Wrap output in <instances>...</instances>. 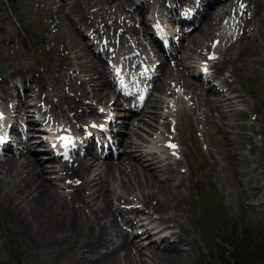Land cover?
Instances as JSON below:
<instances>
[{
  "label": "rangeland",
  "instance_id": "374dc122",
  "mask_svg": "<svg viewBox=\"0 0 264 264\" xmlns=\"http://www.w3.org/2000/svg\"><path fill=\"white\" fill-rule=\"evenodd\" d=\"M144 1L148 2L147 5L150 9L154 7V9L158 10V13L162 14L159 17H164V23L170 30L178 28V26L174 25L173 20H170L171 18L165 16L167 13L166 0ZM78 2L81 3L78 4L79 11L71 12L67 7V10L65 8L62 10V8L51 7L47 0H0V23L14 33L12 42L5 41L0 51V69L4 71L6 64L17 60L15 62L16 66H26L31 70V72L26 73L28 76V87L24 90L22 96L16 97L14 100L15 103H18L16 107L18 113L20 109H27V103L34 104L38 100H40V104L44 105L42 110L47 111L49 103H43V98H47L49 101H56L61 98L70 99L77 105L90 106L96 111L99 108L105 111L104 106L106 107V105L104 103L107 102L110 107L111 102L116 98L115 94L110 93L108 96L107 91H105L103 94H107H104L106 95L104 100L98 101L93 97L95 96L94 91H91L89 85L85 83L86 90H82L86 94V97H84V93H80L81 89L77 87L79 80L72 82L69 79V76H74V74L80 78L86 79L87 77V74L82 69L88 66L86 53H91L92 51L88 44L91 42V38L87 40L85 37L83 39L81 35L87 33L92 37L90 32L93 33L95 37L92 38L101 47V41L105 38V35L113 33V36H116L115 34L120 29L131 28L136 31V38L131 40L130 43L138 45V39L141 43V50L149 51L152 57L158 58L161 66L162 64L166 65L162 68V71L160 70L161 67L158 69V76L155 79V83L158 84L162 81L165 86H163L162 90L156 92L152 89L151 94L155 93L156 95H150L147 104L142 109L143 111L141 110L137 114L125 118L122 116L125 113L122 105H119L121 107L114 111L116 121L121 123L123 119L125 120L122 123L123 126L120 124L119 129L115 128L118 132L121 131L123 133V139L120 144L118 143L120 151L122 153L123 149L125 151L134 150L132 149L134 147H131L132 145L129 146V137H133L134 133L143 131V125H138L139 122H142L141 118H143V120L147 119L152 122L151 126L156 128V130L151 132L152 136H147L146 139L156 138L157 136V138L164 140L166 137L164 134L168 132L166 124L168 122V126L170 125L169 132L176 147L174 151L176 155H174L175 159H169L166 153L162 156L167 157V159L163 160L162 163L164 165L161 166L156 174L161 184L163 183L161 189L164 191H155V195L158 199L160 198V201L156 203L153 201L154 203L151 205L153 207L148 206L145 208L144 205L142 206L134 200L141 192H146L147 188H139L138 182L134 180H127V188H124L118 176L115 178L113 196L121 195L124 197L120 198V203H117L122 207L128 208L144 207L148 212L142 214L140 212L129 213L135 222L144 218L141 220L144 223H138L135 228H132L133 232L131 231L130 234L141 233L146 226L152 228L163 223H165L163 225L167 224L171 227L176 226L172 222L171 224L165 222L168 215L166 212L176 216L179 215L177 216L180 221L179 225L172 227L174 231L183 237V244L180 245L183 257L179 258L177 264H210V250L219 248L218 237L223 238L226 234L228 235L233 224L239 232L246 229L248 233L253 235L264 233V47L261 48L260 56L258 57L259 61H251V58L247 57L237 60L234 66L228 63H221L223 65L222 70L219 73H215L217 64L223 60V57H228L238 52V46L235 45L237 38L242 34V31H239V27L245 19L248 21L253 18V14L248 11L247 3L243 5L241 0H226L216 10L213 9L212 15L216 19V24L209 28V26L203 25L201 21L197 23V26L190 34L183 36L182 47H180L178 52L179 55L168 61L163 58V55L150 39L147 24L150 22L148 20L150 13H145L146 8L142 10L144 14H141L139 10L133 8V0H78ZM252 2L250 4L251 8L253 4H256V0H252ZM258 3L260 4L259 16L255 19L257 21L254 24L251 23L248 29L250 28L249 31H252L256 38L263 43L264 0H260ZM223 6H225L227 12L222 11ZM238 8L242 9L235 16L234 11ZM82 9H84V12ZM43 11L45 14H43ZM66 14L70 16V19H68L69 24L79 38L81 42L79 46L81 47L74 45L75 49L70 51L72 53H70L69 58L72 66L66 69V77L63 78V81L56 86V80L52 78L47 89L41 95V99H39L35 96V91H33L35 86L34 79L36 76L41 78L51 77L50 75L56 70L55 60L56 52H58L59 48V40L56 27L52 26L56 22L63 20L64 16H67ZM83 20L85 24H83ZM45 21H47V25ZM223 21H226L225 24H223ZM199 24L201 25L199 26ZM255 28L256 30H253ZM257 29H259L261 34L257 35L259 33ZM10 43L15 44L20 49H11ZM104 46L107 47V51L112 50L114 54H117V51L120 50L119 58L126 57V53L130 51V45L125 44L117 36L114 40L106 42ZM23 49L26 51L25 58L22 53ZM18 51H21L20 54L16 53ZM209 53L214 55V59L206 60L205 56ZM22 59L25 60L23 61ZM201 61H206L211 72L208 76L211 82L206 84L200 83L199 78H195L193 75L198 72L197 65ZM102 66L107 71L104 61H102ZM164 69L169 71L163 73ZM71 71L72 74H69ZM110 77L112 76L108 73V78ZM223 80H226L225 83L231 85L232 90L227 89ZM112 81L113 79L110 80L111 87L108 89L116 92L117 86ZM18 83L21 85V82ZM213 83H215L214 88L218 90L214 95H210V98L221 107V116L218 111L213 114L207 112L205 106L201 105L204 99L207 100L204 93L206 88L209 85L213 86ZM3 89L6 92L0 97V104L5 106L12 100L15 91L9 87V84H5ZM171 91L172 94H169ZM229 99L235 102L230 108L228 107L232 102ZM154 100L157 101V104H152ZM81 108L77 109L78 112L81 111ZM117 112H120V114H117ZM153 113H156L154 121L149 118V115L152 116ZM143 114L146 116H143ZM96 116L98 118L101 117L98 114ZM91 117L89 115L88 119ZM65 120H62V123L68 124ZM85 125L86 123L84 122L75 123L78 129L84 128ZM32 133L37 134L32 132L31 129L27 131L28 137L34 141L37 136ZM142 135L146 136L144 132H142ZM141 142L144 144V141ZM37 146L38 149L42 148V146ZM19 147L22 150L18 158L27 155L26 144L21 143ZM139 149L143 150L145 147H140ZM89 153L86 150L84 158H79V160L93 161L90 160ZM133 153L134 155L139 154L137 150H134ZM41 154L43 153L40 152ZM6 157L7 153L4 158ZM93 159H95L94 164L97 163V166L102 164L103 159ZM55 161L44 158L40 160L42 166L46 169L44 173L46 181L52 180L54 187L65 195L67 190L64 188V182L69 179L67 178L63 181V177L59 178V174L55 173L58 165L65 163L63 161L54 163ZM54 165H57V167H54ZM78 181L80 182L81 180ZM176 184L178 187L177 196L173 194ZM168 188L172 190L170 193L167 191ZM153 190H156V188H153ZM163 193L168 197L169 204H167L168 201L164 204L161 195ZM126 197L133 199L134 202H126ZM1 207L0 264H40L41 260L45 261L46 264H67L70 262V252L62 247L51 249L48 253L39 248L32 249L28 247L19 232V224H14ZM143 214L148 218H145L146 216ZM147 220L153 223H149ZM84 229V225H80L74 233H71L70 239L71 237L72 239L70 243L74 247L79 243ZM128 229L131 228L128 227ZM150 230L152 231V229ZM141 235L136 236L137 240L135 241L142 247L144 253L142 257L148 260L146 243L151 238L147 239V237ZM159 245L163 246L162 244ZM118 254L121 253L119 252Z\"/></svg>",
  "mask_w": 264,
  "mask_h": 264
},
{
  "label": "bare ground",
  "instance_id": "6f19581e",
  "mask_svg": "<svg viewBox=\"0 0 264 264\" xmlns=\"http://www.w3.org/2000/svg\"><path fill=\"white\" fill-rule=\"evenodd\" d=\"M173 1L175 2V4L171 5L168 8L169 11L175 10L176 5L178 6V3L180 2V0ZM241 1L243 5L244 3H247L248 11L253 14V18L251 17L252 19L248 21L245 19L241 23L242 25H239V31L241 30L242 34L236 40L235 46H238V48L236 47L238 52L236 54L229 55L228 57H223V60L217 64L215 73H219L222 70L223 65L221 63H228L229 65L234 66V63H236L237 60H242L243 58L247 57L251 58V61H259L258 57L260 56L261 48L264 47V42L262 43L259 39H257L256 35H254L252 31H249L250 28L248 29V27L251 25V23L254 24L255 21H257L255 19L258 18L260 13V4L258 3L260 0H256V4H253L252 8L250 7V4L253 3L252 0ZM47 2L51 7H55L58 9L62 8V10L63 8L66 9L67 7V9H69V11L71 12L79 11L78 4H81L78 2V0H47ZM133 4V8L136 10H142L147 7L146 2L144 0H133ZM229 7L231 8V5ZM241 9L242 8H238L236 11H234L235 16L238 15L239 10ZM83 10L84 9H82V11ZM226 10L225 6H223L222 11L227 12ZM147 12L148 10L146 11V13ZM43 14H45L44 11ZM66 15L67 16H64L63 20L56 22L54 26H52L56 27L57 37L59 40V48L58 52H56L55 60L56 70L53 72V74L50 75L51 77L41 78L39 76H36V78L34 79L35 86L33 87V91H35V96L39 99H41V95L47 89V86L49 85L52 78L56 80V86H58L59 82L63 81V78L66 77V69L72 66V62L70 63L69 58L70 53H72L70 51H72V49H75V46H79L81 43L79 38L75 35V31L71 29V25L69 24L68 20L70 19V16H68V14ZM199 16L201 17L199 20H197L198 17H194L195 21H201V23L203 22V25L209 26V28L216 24V19H214L212 13H209L208 15L205 14L204 18L203 14H199ZM45 22V24L47 25V21ZM225 22L223 21V24H225ZM83 24H85L84 20ZM200 25L201 24H199V26ZM253 30H256V28ZM257 31L259 32V29H257ZM127 32L129 33V35ZM258 34L261 33L259 32L257 33V35ZM13 35V32H11L6 27H3L0 23V51L2 50L5 41L12 42ZM111 36L112 35H109L108 37ZM81 37L83 39H85L86 37V39L88 40V37L86 35H81ZM119 37L122 41L125 42V44L131 45V40L136 38V31L131 28H127L126 30H122L119 33ZM137 41L140 47L141 43L138 39ZM10 44L9 45L11 49H20L15 44ZM90 47L92 49L91 53L87 51V53L85 52L87 54L86 57L88 66L83 67L82 69L87 74L86 79L80 78L78 75L75 74L74 76H69V79L72 82L79 80L77 87L81 89L80 93H84V91L82 90H86L85 83H87L91 88V91H94L95 96L93 97L98 101H101L102 99L104 100L106 96L104 94L108 93V96L110 95V93L115 94L116 98L113 100V102H111L110 107L108 106L109 104L107 102L104 103L106 105V107L104 106L105 111H109V113L110 111H112L111 114L114 116V111L121 107L119 105H122L121 103H119L120 98H122L123 96L122 92L129 93V87L125 86V88L122 89V92L120 91L118 92V94L108 89L109 87H111L110 80L108 78V73L105 70V67L102 66L101 58H98L94 54V52H98H96L95 49L92 48V46ZM134 47L138 48L137 45H135ZM20 52L21 51H18L16 53L20 54ZM22 53L25 58L26 51L24 49L22 50ZM140 54H142V52ZM22 60L24 61L25 59ZM132 61L133 60L130 59V62ZM15 62H17V60H13L6 64V68L4 69L5 72L0 76V97L4 95V92H6V90L4 91L3 89V87H5V84H9V87L15 91V97H19L20 95L22 96L24 90L28 87V76L26 75V73L31 72V70H29V67L26 66H16ZM165 66V64H162V66H160V70L162 71V68H164ZM167 71L169 70H165L163 71V73ZM69 74H72V71ZM182 79L181 81H183ZM140 81L141 84L142 82H144L142 80ZM225 81L223 80L225 86H227V89L232 90L231 85L225 83ZM18 82H21V85ZM201 82L202 81L200 80V83ZM154 86L155 87H153V90L156 92L162 90L163 86L165 85L162 83V81H160L158 84L155 83ZM105 91H107V93L103 94V92ZM215 92H217V90L213 86H211L210 88H206V91L204 93L206 95L207 100L204 99L203 102H201V105L205 106L207 112L213 114L215 111H218L220 113L219 115L221 116V107L217 105L216 101L210 98V95H214ZM169 94H172V91ZM154 95L156 94H151V96ZM83 96L86 97V94L84 93ZM165 99L168 100L167 98ZM42 100L45 104L49 103V107H47L49 111V116L45 115L44 120L47 119L48 123L52 121V123L55 124L57 128H61V130L63 129L61 126L67 128L66 125H62L60 123L62 122V120L66 119L65 121L68 122V126L74 127L76 122L87 123L89 120V115L95 117L93 119H97L96 115L98 113V115L102 114V111L100 110L96 111L95 109L93 110L90 106L84 107L82 105H77V103H74L70 99L66 100L61 98L57 99L56 101H49L47 98H43ZM155 100L152 102V104H157L156 102L158 101V99L157 101ZM39 101L40 100H38V102L36 103L34 102V106L38 107V110H42V107H44V105L40 104ZM229 101H231L232 103L230 104V102H228L230 104L228 108H230V106L234 105L235 103L231 99H229ZM168 103H170L169 100ZM79 107H82L80 112H78L77 110ZM26 110L28 112L26 114L27 116L24 118L27 124V126H25L29 127L30 129L31 127L33 129L38 128L39 126H33V123L38 120L32 117V112H30L29 108H27ZM13 111L15 115L8 116L2 114V121H5L6 123L10 124L9 129H11L12 127L15 129V132L17 133L16 136H14L15 143L26 144L27 155H23L22 157L18 158L19 156L17 157L13 154H8L9 156H7V158L0 159V206H2L1 208L4 209L5 214L9 217L10 220H12V222H14V224H19V232L21 233L22 239L28 247L32 249H42L45 253H48L51 249H58L61 247L63 249H67L70 252V262L67 264H177V262H179V258L183 257L182 251L180 249V245L183 244V237L173 230V228L178 226L180 223L177 217L179 215L176 216L175 214H169L168 212H166L168 215L166 217L165 222L170 224L172 222L173 224H175L176 226H172L173 228L167 224L163 225L165 223H161L162 225H156L152 228H148L146 226L141 233H136L137 235L135 233L130 234L133 230L132 228H135L136 225H138V223H140L141 220H143L144 218L139 219V221L135 222L133 218H131V215L129 213H148L145 208L153 205L154 202L156 203L160 201V198L158 199L156 197L155 191L162 192L164 190L161 189L163 183L161 184L156 173L159 171L161 166L164 165L162 162L163 160L167 159V157L169 159H175L174 155L176 154L174 151L176 150V147H172L175 146V143L173 141V137L170 135V125L168 126V122L166 123L168 127V132L167 134H164L163 132L166 138L161 143H165L168 140L171 141L168 144H165V149L163 148L161 150L159 148V145H161V139L159 140L157 136L156 138L154 137L146 139L147 136H152L151 132L156 130V128L151 126L152 122L147 119L143 120V118H141L142 122H139L138 125H143L142 132H144L146 136L142 135V132H137L134 133V138L131 136L129 137L130 140L128 141L129 146L132 145L131 147H134L132 149H134L135 151L137 150L139 154L134 155V150L125 151V149H123L121 154L115 155V152L113 150L114 144H111L110 147V145L106 143V141L109 143L111 141L110 139H108L110 137V134L106 135L105 132L101 131L104 129L106 130L108 128L107 118L104 119V121L100 124V128L97 127L94 130L90 129L88 132L89 134L93 133L95 135L96 145L92 146L93 135H88L84 137V141L81 142V147H83V143L86 141L84 150L91 152L89 153L90 160L93 161H86L81 159L76 164H63L62 168L58 169L55 172L57 173V175L59 174V178L63 177V181L67 178L69 179L67 183L64 182V188L67 190V194L64 195L63 193H60L57 188L54 187V185L52 184V180H50L51 182H47L45 179L44 173L46 169L42 166V163L40 162L42 155L38 154V152L43 150L47 151V145H44L42 143L43 141L39 138L34 139V141L29 137L27 139H19L17 135L20 134L19 132L22 133V130L20 127L17 126L18 124H20L17 119L19 117L18 115H21L22 113H18L17 108H14ZM131 113L130 115H132ZM117 114H120V112H117ZM50 115H53L55 120L53 118L50 119ZM105 116L106 115H104V117ZM143 116L146 115L143 114ZM111 117L112 116H110V118ZM155 117L156 113H153L152 116L149 115V118H151L153 121L155 120ZM93 119L91 120L94 121ZM170 121L169 123L172 122ZM117 122L119 124H115V126H113V129L111 127V131L112 134L117 135V142L120 143L123 139V133L121 131L114 132L113 130L114 127H117V129H119V125H122L125 120L123 119L121 123L119 121ZM120 128L122 127L120 126ZM106 132L108 134V131ZM34 135H38V133ZM58 138L60 141L68 142V145L72 143V140L67 135L60 134ZM141 141H144V144ZM37 144L42 146V148L38 149ZM55 144L59 145L58 142ZM10 146L11 143L8 142L4 149H7L8 152H11L12 146ZM140 147H145V149L140 150ZM36 149L38 152L36 151ZM30 152L31 154H29ZM165 153L168 156L162 157ZM43 156H45V158L50 159L51 154L47 152V154H44ZM93 158H102V164L97 166V163L94 164L95 159ZM117 176L120 179V182L124 188H127V182L131 180L137 181L140 187L138 185L136 186H138L139 188H147L146 192H141L134 199L139 202L142 206L144 205L145 208H127L119 205L120 198L124 197L121 195H117L116 197L113 196V184ZM78 180L81 181L79 182ZM177 184L175 185L176 188H174L173 191V194L175 196H177L178 192ZM153 188H156V190H153ZM134 189L136 190V188ZM167 191H169L170 193L172 190L168 188ZM161 195L165 204V202L168 201V197L164 193ZM125 200L129 203L134 202L133 199L127 197L125 198ZM167 204H169V201ZM143 215L146 216L145 214ZM145 218L148 217L146 216ZM151 220L153 221V219ZM148 222L150 223L151 221ZM80 225H84V233L79 239V243L76 245V247H74L70 243L72 239V237L70 239V236L71 233H74ZM142 225L144 226V224ZM128 227L131 229H128ZM150 229H152V231ZM153 231L154 233H152ZM139 234H142L141 236L147 237V239L151 238V240L146 243L148 249V260H146L147 258L142 257L144 254L142 251V247H140V245H138V242L135 241L137 240L136 236H138ZM159 244H162L163 246H160ZM119 252L121 254H118ZM40 264H46V262L41 260Z\"/></svg>",
  "mask_w": 264,
  "mask_h": 264
},
{
  "label": "trees",
  "instance_id": "16d2710c",
  "mask_svg": "<svg viewBox=\"0 0 264 264\" xmlns=\"http://www.w3.org/2000/svg\"><path fill=\"white\" fill-rule=\"evenodd\" d=\"M217 240L220 246L210 250V264H264V233L239 232L233 224L229 234Z\"/></svg>",
  "mask_w": 264,
  "mask_h": 264
},
{
  "label": "water",
  "instance_id": "95a60500",
  "mask_svg": "<svg viewBox=\"0 0 264 264\" xmlns=\"http://www.w3.org/2000/svg\"><path fill=\"white\" fill-rule=\"evenodd\" d=\"M2 73H3V70H2V69H0V75H2Z\"/></svg>",
  "mask_w": 264,
  "mask_h": 264
},
{
  "label": "snow or ice",
  "instance_id": "6c2138e0",
  "mask_svg": "<svg viewBox=\"0 0 264 264\" xmlns=\"http://www.w3.org/2000/svg\"><path fill=\"white\" fill-rule=\"evenodd\" d=\"M241 7H243V5H241ZM211 58V57H210ZM172 147H175V146H172Z\"/></svg>",
  "mask_w": 264,
  "mask_h": 264
}]
</instances>
